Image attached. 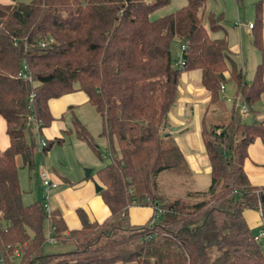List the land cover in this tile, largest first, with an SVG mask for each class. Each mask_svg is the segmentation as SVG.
Wrapping results in <instances>:
<instances>
[{
	"label": "trees",
	"instance_id": "trees-1",
	"mask_svg": "<svg viewBox=\"0 0 264 264\" xmlns=\"http://www.w3.org/2000/svg\"><path fill=\"white\" fill-rule=\"evenodd\" d=\"M169 2L0 3V116L9 139L0 150V264H10L14 256L18 264H264L261 245L243 216L247 208L259 210L264 230V188L253 185L244 170L249 144L257 137L264 141L263 122L242 121L234 108H224L220 96V85L231 81L253 110L264 92L262 64L246 85L226 38L211 35L223 19L208 8V0H186L173 12L150 17ZM252 30L258 44L257 24ZM174 42L179 50L186 45L180 65ZM23 64L31 81L18 77ZM193 69L201 70V84L210 93L201 118L210 183L189 192L192 202L169 200L158 191L159 174L182 168L189 177V172L166 133L168 113L178 98L181 73ZM74 91L87 95L101 119L104 154L74 115L68 133L99 159L109 158L96 175L110 214L98 222L78 210L81 225L70 229L57 211L45 212L43 199L23 203L17 159L32 168L38 152L43 157L63 145L60 136L39 147V136L54 120L49 100ZM131 205L158 206L160 218L131 224ZM45 221L52 226L49 236ZM46 241L68 250L47 254Z\"/></svg>",
	"mask_w": 264,
	"mask_h": 264
},
{
	"label": "crops",
	"instance_id": "crops-1",
	"mask_svg": "<svg viewBox=\"0 0 264 264\" xmlns=\"http://www.w3.org/2000/svg\"><path fill=\"white\" fill-rule=\"evenodd\" d=\"M0 3L9 4L2 1ZM217 3L220 4L219 9H216ZM228 5L229 13L226 14ZM208 8L215 14L222 16V28L211 35L213 38H226L231 58L240 69L244 83L246 85L252 83L256 69L260 64L263 67L264 81V0H208ZM236 22H240L243 26H238ZM248 23L257 24L258 44L254 41L252 28L247 27ZM178 53L179 50L174 55L177 56ZM201 75L200 69L181 73L178 98L168 113L166 125V133L173 137L181 150L189 177L197 186L196 190H199V186L209 185L211 170L201 134V118L210 100V93L202 86ZM228 76L229 72L227 71L225 77L228 79ZM220 96L224 108L227 110L234 108V104L233 100L228 101L225 97H238V103H245L237 91V86L231 81L224 82V89L222 92L220 90ZM87 99V95L83 91H74L50 99L48 107L54 120L50 126L42 129L41 136L48 129V135L56 136L58 133V130L56 131L57 126V129L66 132L61 124L64 115L69 112L71 120L72 115L76 116L74 111L77 112L82 106L88 104ZM247 110V113L239 114L242 121L246 123L262 121L264 127V92L253 105V110H249L248 107ZM98 118L101 129V119L99 116ZM84 124L87 126L86 123ZM55 125L57 126L55 127ZM41 136H39L40 139H42ZM8 144L6 124L0 116V150H4ZM42 158H48L49 167L45 168L48 170L51 180L57 183V188L52 191L49 198L50 210L51 212L57 211L68 228L77 229L80 227L78 210H82L91 221L101 222L109 216L110 211L99 191H96L95 188V184L100 186L97 175L89 178L91 172L85 177L75 174L66 157L64 145H54ZM244 170L253 185L264 188V141L259 137L248 146ZM243 216L252 231H258L259 228L260 235L263 223L260 211L247 208L244 210ZM151 218L159 219L160 215L150 205H131L128 207V219L131 224L142 225ZM51 227L48 221L44 222L46 236H49ZM133 263L138 264L136 261Z\"/></svg>",
	"mask_w": 264,
	"mask_h": 264
},
{
	"label": "rangeland",
	"instance_id": "rangeland-1",
	"mask_svg": "<svg viewBox=\"0 0 264 264\" xmlns=\"http://www.w3.org/2000/svg\"><path fill=\"white\" fill-rule=\"evenodd\" d=\"M0 1L11 3L13 0H0ZM15 1L26 3L31 0H15ZM185 4H186V0H170L168 5L154 10L150 14V17L156 18L164 14L173 12L183 7ZM216 7H217L216 9H219L220 4L217 3ZM233 12L235 13L234 7H233ZM227 13H229V5L226 14ZM177 50H179V43L174 42L172 44L173 55L175 54V52H177ZM74 112L76 113L77 119H79L82 123L87 124L88 130L90 131L95 141L97 142V145L99 146L100 150L104 154L107 151L106 143H105L106 141L105 139L99 137L100 123H99L98 115H96L95 111L89 104H85L79 109V111L77 112L74 111ZM70 116H71L70 113L67 112L64 115V119L61 120L62 121L61 124L66 129L65 130L66 132L57 129L58 126L55 125V127L57 126L56 131L58 130L56 136H63L65 138V142L63 145L66 152V157L69 160L70 166L74 170L75 174H79L85 177L86 176L85 171L90 169L91 174L89 178L94 177L96 175V171L100 167L104 166L107 162H109V158H105L104 155L102 154L103 158L99 159L95 155V153L90 149V147H88L84 142H78L73 133H68L69 129H72ZM48 130L45 131L44 134L41 136L43 141L51 140L54 137H56V136L48 135ZM47 159L48 158H42L41 154L38 152L34 157L32 168L25 166L20 157L17 159L18 178H19L20 186L23 190L22 199L24 204H29L35 200H40V199L44 200V195L41 186V179H40V171L43 167H49V163ZM140 162L142 161L141 158L138 156V158L136 159V163H140ZM157 181H158V191L160 195H162L165 199L173 200L179 198L190 202L195 200V197H189L188 194L191 191H195L197 186L194 183V181L191 179V177H186L182 168L168 169L163 171L162 173L159 174ZM206 188L207 186H199V190L200 189L205 190ZM258 231L255 230V232L253 231V233L257 237L258 242L260 243L264 255V238L259 237ZM133 247L134 246L131 245L130 249H133ZM43 250L45 253L49 254L60 251H66L68 250V248L63 247L58 243L46 241L44 243ZM18 261H19V257L14 256V258L11 259L10 264H18ZM131 262L132 263L126 262L119 264H136L133 263L135 261H131ZM210 264H212V262ZM213 264L216 263L214 262Z\"/></svg>",
	"mask_w": 264,
	"mask_h": 264
},
{
	"label": "built area",
	"instance_id": "built-area-1",
	"mask_svg": "<svg viewBox=\"0 0 264 264\" xmlns=\"http://www.w3.org/2000/svg\"><path fill=\"white\" fill-rule=\"evenodd\" d=\"M236 24L238 26L242 25L240 22H236ZM247 27L252 28V23H248ZM185 49H186V45L182 44L180 46L179 53L177 54V57H176V62H175L176 65H180L182 63V52L185 51ZM18 77H21V78L27 79L28 81H31V76H30V73L27 72L26 64H23L22 69L18 72ZM223 89H224V84H221L220 85L221 92L223 91ZM32 96L33 95H30L29 102L32 101ZM225 98L228 101L233 100L234 108L239 114L247 113L248 110H247L246 104L243 102L238 103L237 102L239 99L238 97H235V98L225 97ZM29 119H31V118L29 117ZM39 142H40L39 147L44 146L45 142L42 139H40ZM40 179H41V186H42V191H43V195H44L43 208H44L45 212H47V214H49L51 212L50 205H49V198H50L52 191L55 188H57V183L51 180L49 173H48V170L45 167H43L40 171ZM154 209L161 212V210H159L158 207H154ZM260 236H264V230H262V232L260 233ZM149 237H150V235L148 236V238ZM48 240H51V238L49 237ZM16 254H18V253L16 252Z\"/></svg>",
	"mask_w": 264,
	"mask_h": 264
},
{
	"label": "water",
	"instance_id": "water-1",
	"mask_svg": "<svg viewBox=\"0 0 264 264\" xmlns=\"http://www.w3.org/2000/svg\"><path fill=\"white\" fill-rule=\"evenodd\" d=\"M85 172H86L85 175L88 176L90 174L91 170L88 169ZM95 188H96V191H100V189H101V187L98 184H95Z\"/></svg>",
	"mask_w": 264,
	"mask_h": 264
}]
</instances>
